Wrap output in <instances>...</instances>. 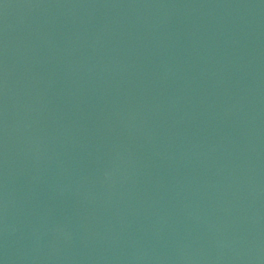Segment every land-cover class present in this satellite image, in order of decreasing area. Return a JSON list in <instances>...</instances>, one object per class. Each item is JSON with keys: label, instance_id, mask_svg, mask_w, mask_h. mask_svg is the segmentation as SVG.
Returning <instances> with one entry per match:
<instances>
[{"label": "water", "instance_id": "obj_1", "mask_svg": "<svg viewBox=\"0 0 264 264\" xmlns=\"http://www.w3.org/2000/svg\"><path fill=\"white\" fill-rule=\"evenodd\" d=\"M0 264H264V0H0Z\"/></svg>", "mask_w": 264, "mask_h": 264}]
</instances>
